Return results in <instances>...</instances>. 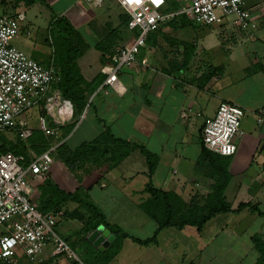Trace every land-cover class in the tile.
<instances>
[{"label": "crops", "instance_id": "crops-1", "mask_svg": "<svg viewBox=\"0 0 264 264\" xmlns=\"http://www.w3.org/2000/svg\"><path fill=\"white\" fill-rule=\"evenodd\" d=\"M58 1L59 13H67L77 32L75 44L80 53L76 62L82 78L86 82L98 80L96 87L87 92L86 108L65 137L68 146L75 148L83 141L91 143L104 126H108L114 136L142 144L157 155L150 176L145 156L138 148L128 147L122 149L126 152L117 160L112 152L105 154L96 169L92 165L91 175L81 177L80 185L85 187L86 195L108 224L101 225L114 235L107 247L116 242L115 250L103 264H264V252L259 251L253 241L257 238L264 242V214L249 207L216 213L200 229L193 225L159 229L157 222L141 207L151 200L146 190L148 183L176 194L184 203L192 199L199 208L206 205L214 179L197 169L196 160L203 120L211 116L205 111L213 98L216 101L214 112L222 101L246 109L236 151L225 156L230 179L222 196L232 209L239 203H249L264 212V128L255 124V113L264 107V0H243L258 22L253 33L226 22L220 25L215 43L209 37V26L192 23L183 15L165 20L151 33L139 53V59L145 58L147 66L136 63L119 73L122 92L104 85L105 76L100 71L114 40L110 38L109 42L101 43L103 34H93L91 26L95 22L108 35L112 31L114 39L118 40L121 26L128 29L125 8L113 0L116 12L106 18L87 15L76 7L80 1L89 9L101 7L103 0L95 6L87 0ZM6 4V0H0V5ZM37 4L43 3L31 5ZM112 21L117 25L110 26ZM75 24L79 29L84 28L91 44L84 41ZM226 29L227 32L222 31ZM22 31L25 35L31 34L28 25ZM164 38L173 46L165 45ZM245 41L247 44L243 45ZM47 56L46 62L50 59ZM35 108L40 113L39 108ZM46 118L48 126L53 127L51 117ZM86 120L88 124L83 131L88 134L82 132L80 138L71 143ZM109 148L110 151L116 149ZM51 174L65 187L57 175L52 171ZM76 207V203L68 202L57 211V217L73 218L71 210ZM65 210L70 211L66 216ZM82 226L81 221L80 235L87 240L91 231L83 235ZM80 251L78 247L76 252L83 260ZM47 264H67V261L59 258Z\"/></svg>", "mask_w": 264, "mask_h": 264}, {"label": "built area", "instance_id": "built-area-1", "mask_svg": "<svg viewBox=\"0 0 264 264\" xmlns=\"http://www.w3.org/2000/svg\"><path fill=\"white\" fill-rule=\"evenodd\" d=\"M91 5L101 0H87ZM128 13L126 41L110 54L100 67L103 84L116 92L123 86L119 73L136 63L147 66L139 53L148 35L174 15H183L198 24L221 23L231 16L234 27L253 33L258 22L243 0H174L179 8L164 12L165 0H116ZM26 20L23 11L0 15V132L14 134L24 140L31 135L21 113L32 106L39 108V129L46 136L57 135L59 126L70 121L72 105L55 87L60 79L53 60L41 63L10 44ZM29 31H26L28 34ZM47 115L54 122L48 126ZM245 110L238 104L222 101L201 127V141L210 151L229 156L236 151L242 135L241 121ZM255 123L264 128V107L255 113ZM50 145L44 151L28 148L26 156L9 151L0 153V264H9L20 251L32 264L64 258L67 264H85L77 252L55 231L57 213H43L34 203L31 181L47 172L53 164Z\"/></svg>", "mask_w": 264, "mask_h": 264}, {"label": "trees", "instance_id": "trees-1", "mask_svg": "<svg viewBox=\"0 0 264 264\" xmlns=\"http://www.w3.org/2000/svg\"><path fill=\"white\" fill-rule=\"evenodd\" d=\"M35 2L46 4L45 0H25L26 5H31ZM15 5L16 2L13 6ZM178 8L179 4L174 0H165L163 11L172 12ZM128 20L129 16L125 18L126 24ZM55 21L59 24L60 22H63L66 26L64 30L67 31V36L61 41L62 46L58 45L57 49L54 51L53 58L51 57L54 64L57 66L60 75V79L55 86L60 90L62 96L72 103L73 112L70 121L66 122L62 126H59L60 137L57 141L59 143L53 151V161L58 160L59 162L70 166V163H72L73 160L79 159L82 156L88 158L86 153L95 151L98 153L96 162L98 159L103 158L105 154L111 152L115 160H117V158L124 155L123 152H126V148L136 147L146 158L148 175L150 176L156 166L157 155L146 149L142 144L134 143L114 136L108 126H104L102 132H100L98 136L91 141V143L83 141L75 148H70L68 146L65 137L68 133H70L71 129L77 123L79 115L86 108L87 92L92 91L96 87L98 80L95 79L92 82H86L82 78L76 62L80 51L78 46L74 44V41L70 40L73 27L64 16H59ZM151 33L148 35L146 42L150 39ZM111 39H114V35ZM111 53L112 51H110L107 55L108 57L106 56L103 63L109 61ZM49 60L47 62H49ZM43 136L45 138L44 140L35 139L32 140L30 144L23 143L18 139H15L14 142H10L5 139L6 137L1 136L0 153L9 151L15 155L23 154L26 156L28 148L33 149L36 152L44 151L52 145L51 141L53 139V135ZM45 141H47L46 144ZM109 146L115 147L116 149L110 151ZM223 157L225 156L214 153L205 148L200 138V153L198 159L196 160L197 169L202 170L207 176L214 179V183L211 186V191L208 195L204 208L195 206L192 199L189 203H184L176 194L155 188L148 183L146 190L151 195V200L143 203L141 207L152 219L157 222L159 229L168 226L181 229L185 225H193L197 229H200L214 214L239 211L244 207H249L250 210L256 211L258 214H264V212H262L257 205L239 203L235 209H232L225 202L222 193L229 182L230 173L227 169V161L222 159ZM32 184L33 190L38 192L37 208L41 212H51L55 214L68 202H74L77 204V207L74 210H71L70 215L71 217H77L83 222V226L81 228L83 235L92 231L99 224L108 226L102 212L86 195L85 187L79 185L75 191H69L67 188L61 186L59 182L52 177L50 169L34 179ZM68 213H70V211H63L65 216ZM147 241L148 240H145L144 242ZM253 241L259 251L264 252V242L258 240L257 238H254ZM48 261L49 260L41 264H47Z\"/></svg>", "mask_w": 264, "mask_h": 264}, {"label": "rangeland", "instance_id": "rangeland-1", "mask_svg": "<svg viewBox=\"0 0 264 264\" xmlns=\"http://www.w3.org/2000/svg\"><path fill=\"white\" fill-rule=\"evenodd\" d=\"M6 2L7 4L8 3L9 4L0 5V14L1 13L12 14L17 11H23L26 15V20L22 23L21 30L10 39L9 41L10 44L22 50L29 57L39 62H46L45 60H46L47 55L49 56L50 59L51 57L53 58L54 51L57 49V46L58 45L62 46L61 41L64 37L67 36L66 34L67 31L64 30L66 26L64 25L63 22H60V24L56 22L55 21L56 18H58L59 16H64L69 22V24L73 27L72 23L67 18V13L66 14L59 13L60 12L58 8L59 1L49 0V1H46V4H42V5H39V4L26 5L25 0H9V1L6 0ZM15 2H16V5L13 6ZM76 7L82 8L83 11L87 15H91V14H94L96 16L103 15L106 18H108L107 15H110L111 13L116 12V6L113 0H103L101 7H96V8L93 7L91 8L92 10L86 7L81 1L77 3ZM114 21H117L118 23V20H114ZM230 21H231V16H225L223 17V21L221 23L200 24V25L209 26V28H207V30H209V33H210L209 37L212 39L211 41L215 43L217 40V36L221 30L220 25H223L224 23L230 22ZM108 23L110 24V22ZM111 23L112 24L110 26H113L116 22L113 23L112 21ZM117 23L115 25H117ZM195 24H198V23H195ZM27 25L31 30V34L29 35H25L22 31V28ZM76 25L77 24H75V26ZM78 26L79 25H77V27ZM98 27L96 26V23L94 22V24L91 26V30L93 31V34L95 32L97 35H99L98 33L100 34L102 33L103 38H101L100 42L101 43H104L105 41L109 42L113 34L111 33L112 36L108 35L106 30L104 29L101 30V28H98ZM78 31L80 35L84 37V41L88 44L89 43L91 44L90 42L91 39L90 37L87 38L88 35H86L84 28L82 29L81 27L79 29L78 27ZM222 31L227 32V29L222 30ZM130 32L131 31L121 26L120 36L118 40L112 39L114 40V44L111 48L112 51H114L116 48H118L120 45H122L126 41L127 39L126 35L129 36ZM74 33H75V28L73 27L72 33L70 35V40L74 41V44H75V38H76L77 32L75 34ZM247 41L243 42V45L247 44ZM164 43L165 45L168 43L167 38H164ZM168 44L173 46V43L169 42ZM164 56L166 57V55ZM217 57L220 58L221 55H217ZM215 102L216 101L213 98H211L209 101V106L207 107L205 111L207 114L211 116L214 114L213 103ZM35 107L37 106H32L31 108L23 111L20 115L25 120L26 126L29 127L32 131L29 137H27L24 140H20L26 144H30V142H32V140H35V139H38V140L45 139L43 136L44 135L43 132L39 129V119H38L39 113L37 112ZM87 124H88V121L87 123L85 122L79 128V131L75 134L76 136L75 138L71 140V143L73 142L74 144V142H76V140L80 138V135L82 132L84 133V135L88 134L83 131L84 126H86ZM1 136L6 137L5 139L7 141H10V142L15 141V136L13 132L12 134L8 132L6 133V131L0 132V138ZM52 137L53 139L51 142L53 145H55L60 137V134L53 135ZM46 143L47 141H45V144ZM97 154L98 153L96 151L88 152L86 153L88 158L82 156L79 159H75L73 160L72 163H70V166L63 164L59 162L58 160H55L53 161L50 172L52 171L54 175H57L56 178H60L61 182L65 184V187L69 191H75L76 189L75 185H78L77 187H79L81 183V177L87 174L91 175V173L89 172L90 170L93 169L92 165H95V169H96L98 164H100V162L103 161V158H100L96 162ZM222 159H224L225 161H228V157H223ZM32 182L33 181H31V184ZM37 198H38V192L33 191V200L36 205H37ZM80 222L81 220H79L77 217H73V218L56 217L55 231L60 236H62L66 240V242L77 252H78V247H80L81 249L80 254L86 263L102 264L103 261L107 258V256L111 253V251L115 250L116 242H114L113 245H109L108 247L102 246L100 244L98 246L93 245L90 241L86 240L82 235H80V231H79ZM94 247H97V248H94ZM9 264H30V263L25 259L24 255L20 251H18V253L15 255V257L12 259V261Z\"/></svg>", "mask_w": 264, "mask_h": 264}, {"label": "water", "instance_id": "water-1", "mask_svg": "<svg viewBox=\"0 0 264 264\" xmlns=\"http://www.w3.org/2000/svg\"><path fill=\"white\" fill-rule=\"evenodd\" d=\"M86 238L95 246H98L99 244L107 246L114 238V235L103 225L99 224L87 235Z\"/></svg>", "mask_w": 264, "mask_h": 264}]
</instances>
